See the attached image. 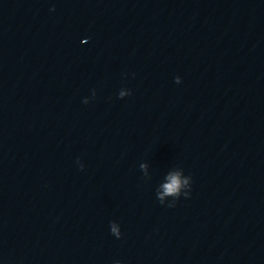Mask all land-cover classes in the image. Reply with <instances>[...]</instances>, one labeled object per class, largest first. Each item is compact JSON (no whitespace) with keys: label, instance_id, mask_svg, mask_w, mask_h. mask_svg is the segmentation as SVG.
I'll return each instance as SVG.
<instances>
[{"label":"clouds","instance_id":"1","mask_svg":"<svg viewBox=\"0 0 264 264\" xmlns=\"http://www.w3.org/2000/svg\"><path fill=\"white\" fill-rule=\"evenodd\" d=\"M178 183H179V181H178L175 177H173V178H172V183H171L170 185H167V186H166V191H167L168 193H173V192H175V191L177 190Z\"/></svg>","mask_w":264,"mask_h":264}]
</instances>
